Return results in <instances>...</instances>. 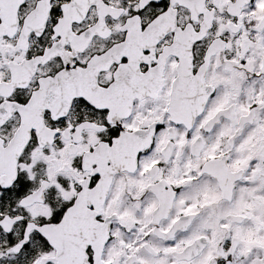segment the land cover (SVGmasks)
Wrapping results in <instances>:
<instances>
[{"label": "snow or ice", "instance_id": "obj_1", "mask_svg": "<svg viewBox=\"0 0 264 264\" xmlns=\"http://www.w3.org/2000/svg\"><path fill=\"white\" fill-rule=\"evenodd\" d=\"M0 264H264V0H0Z\"/></svg>", "mask_w": 264, "mask_h": 264}]
</instances>
